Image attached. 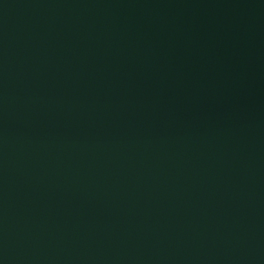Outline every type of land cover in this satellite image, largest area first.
<instances>
[{
  "label": "water",
  "instance_id": "1",
  "mask_svg": "<svg viewBox=\"0 0 264 264\" xmlns=\"http://www.w3.org/2000/svg\"><path fill=\"white\" fill-rule=\"evenodd\" d=\"M0 264H264V0H0Z\"/></svg>",
  "mask_w": 264,
  "mask_h": 264
}]
</instances>
